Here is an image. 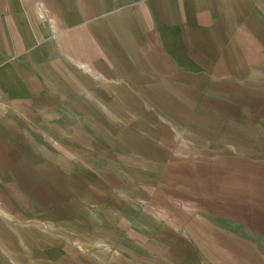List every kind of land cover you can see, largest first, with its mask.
<instances>
[{
  "label": "crops",
  "instance_id": "obj_1",
  "mask_svg": "<svg viewBox=\"0 0 264 264\" xmlns=\"http://www.w3.org/2000/svg\"><path fill=\"white\" fill-rule=\"evenodd\" d=\"M0 264H264V0H0Z\"/></svg>",
  "mask_w": 264,
  "mask_h": 264
},
{
  "label": "rangeland",
  "instance_id": "obj_2",
  "mask_svg": "<svg viewBox=\"0 0 264 264\" xmlns=\"http://www.w3.org/2000/svg\"><path fill=\"white\" fill-rule=\"evenodd\" d=\"M187 117H183V121ZM189 135L183 134V141L180 148H178V151L181 153L182 156L188 157L189 154L187 152V146L189 145ZM162 165L158 164H151L150 165V172H146L145 170L142 171L141 168L145 167V165H131L128 164H121L118 165V168L121 170H125V172L122 174L124 183L127 185L126 191L127 195L125 194V198L127 201L125 203L132 207L133 210L140 213V200H145L146 203L149 204L150 210L163 218L171 219V220H188L191 216L193 218L197 217L198 213L194 211V209H190V205L192 207L197 204V201L190 200L188 195H178L179 193L176 192L173 188L174 179L173 176H166L165 177V183L167 184V187H162L159 190V180H161V183H163V176H158L157 170L158 168H161ZM148 180V183L150 184V197L147 199V197H143L141 194V184L142 182ZM182 184V189L184 191H188V188L185 185H183V182H188L187 180H176V183ZM168 185L172 187H168ZM125 191V190H124ZM125 191V192H126ZM133 193V194H132ZM137 193H140L141 196H137ZM178 193V194H177Z\"/></svg>",
  "mask_w": 264,
  "mask_h": 264
}]
</instances>
